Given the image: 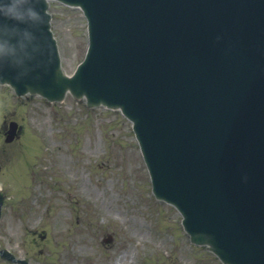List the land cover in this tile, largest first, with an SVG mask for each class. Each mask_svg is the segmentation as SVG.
<instances>
[{"label":"water","instance_id":"water-1","mask_svg":"<svg viewBox=\"0 0 264 264\" xmlns=\"http://www.w3.org/2000/svg\"><path fill=\"white\" fill-rule=\"evenodd\" d=\"M70 1L85 9L93 33L90 58L119 88L120 98L108 94L93 75L85 81L83 69L72 78L62 73L45 0H30L39 17L23 22L0 18V34L15 45L14 52L0 56V77L19 92L30 88L60 98L71 88L77 94L86 91L91 103L126 102L121 103L138 121L147 147L157 194L179 201L188 212L199 204L206 207L202 220L195 214L194 221H185L193 238L204 242L208 235L226 262L264 264V153L254 158L243 147L254 132L264 144V0ZM102 57L105 62L99 61ZM163 88L176 96L182 111L190 98L182 99L178 90L206 89L214 104L206 105L203 94L198 107L219 115L211 112L197 120L195 138L177 132L165 125L172 124L173 115ZM235 152L243 157L235 167H249L248 177L242 170L234 175ZM214 173L220 176L216 185ZM234 183L242 187L235 195ZM242 192L255 198L235 199ZM2 202L0 194V214ZM0 254L15 259L7 250Z\"/></svg>","mask_w":264,"mask_h":264},{"label":"rangeland","instance_id":"rangeland-1","mask_svg":"<svg viewBox=\"0 0 264 264\" xmlns=\"http://www.w3.org/2000/svg\"><path fill=\"white\" fill-rule=\"evenodd\" d=\"M50 12L62 66L72 73L86 52V18L56 1ZM12 119L23 133L5 143ZM141 156L131 122L119 111L88 110L71 95L63 103L19 102L3 85L0 189L8 200L0 247L42 264H114L123 253L124 264H222L190 243L174 206L151 197ZM0 264L14 263L0 258Z\"/></svg>","mask_w":264,"mask_h":264},{"label":"clouds","instance_id":"clouds-1","mask_svg":"<svg viewBox=\"0 0 264 264\" xmlns=\"http://www.w3.org/2000/svg\"><path fill=\"white\" fill-rule=\"evenodd\" d=\"M40 13L31 6L30 0H0V18L12 22H23L39 17ZM15 51V45L0 34V56Z\"/></svg>","mask_w":264,"mask_h":264},{"label":"bare ground","instance_id":"bare-ground-1","mask_svg":"<svg viewBox=\"0 0 264 264\" xmlns=\"http://www.w3.org/2000/svg\"><path fill=\"white\" fill-rule=\"evenodd\" d=\"M85 187H87V186L85 185ZM126 260H127V254L123 253L118 258H116L114 264H124L126 262Z\"/></svg>","mask_w":264,"mask_h":264}]
</instances>
